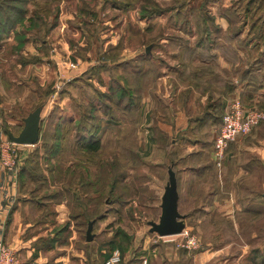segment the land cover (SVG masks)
<instances>
[{
  "label": "rangeland",
  "instance_id": "rangeland-1",
  "mask_svg": "<svg viewBox=\"0 0 264 264\" xmlns=\"http://www.w3.org/2000/svg\"><path fill=\"white\" fill-rule=\"evenodd\" d=\"M4 1L0 4L9 8L0 11V142H9L7 134L16 136L23 119L42 108L38 143L17 147L24 151L20 166L27 170L19 184L20 202L32 203L24 215L36 225L29 232H39L44 240L57 234L37 264H91L92 259L103 264L115 252L120 264H163L177 249L219 247L220 236L229 234L227 223L215 211L205 219L211 196L188 183L178 205L187 235L160 238L149 233L148 223L158 222L168 177L155 169L162 160L157 146L146 145L140 135L130 137L120 112L127 98H119L122 93L141 99L155 95L153 86L163 89L161 76L176 69L181 57L191 59L187 52L194 47L189 46L202 40L220 46L225 59L234 60L239 52V67L230 69L228 78L251 71L248 85L258 94L246 92L239 100L264 114V0ZM194 56L213 58L206 51ZM108 112L121 124L112 126ZM83 125L89 130L82 131ZM81 135L99 138L100 149L86 151L87 141L76 143ZM256 136L264 137V120L238 139ZM132 144L135 163L126 150ZM212 178L196 183L203 187ZM59 201L65 216L57 213ZM89 219L95 221L94 238L86 243ZM40 221L48 223L46 230ZM213 236L217 242L206 243ZM187 238L195 245L184 247ZM263 259L264 248L249 250L240 263L263 264ZM20 262L29 264L21 257Z\"/></svg>",
  "mask_w": 264,
  "mask_h": 264
},
{
  "label": "crops",
  "instance_id": "crops-1",
  "mask_svg": "<svg viewBox=\"0 0 264 264\" xmlns=\"http://www.w3.org/2000/svg\"><path fill=\"white\" fill-rule=\"evenodd\" d=\"M209 54L213 57L209 60L197 56L189 60L181 57L176 69L161 76L163 89L158 88L157 91L153 86L155 95L142 97L137 138L140 135L146 145L157 146L162 154L161 163L157 166L170 164L166 153L158 146L157 134H161L172 148L170 153H173L172 163L178 181L179 208L181 190L188 183L199 194L211 196L204 208L205 219L215 211L227 223L229 234L220 236L219 247H206L198 252L177 249L162 258L163 264H241L242 259L246 261L249 250L264 248V137L235 140L228 146L221 167L215 165L211 150L221 117L231 99H241L244 83H239V76L228 78L229 70L235 67L237 71L240 61L230 63L213 48ZM243 72L241 70V76ZM159 78L157 75L155 81ZM147 149L146 146L144 150ZM16 150L21 161L23 150ZM20 167L7 170L0 163V224L4 243L16 253L19 261L21 257L29 264H37L44 258V253L36 251L33 244L44 236L39 232H29L36 225L29 223L24 215L25 209L33 207L32 203L20 202ZM214 175L215 181L206 186L197 184L210 176L213 179ZM63 204L55 206L60 217L66 215ZM39 223L46 230L48 223ZM217 240L213 236L206 243Z\"/></svg>",
  "mask_w": 264,
  "mask_h": 264
},
{
  "label": "trees",
  "instance_id": "trees-1",
  "mask_svg": "<svg viewBox=\"0 0 264 264\" xmlns=\"http://www.w3.org/2000/svg\"><path fill=\"white\" fill-rule=\"evenodd\" d=\"M17 2H19L18 0H16ZM17 2H15V3H17ZM5 3H8L7 2V0H5L4 1V4ZM14 7L15 6H12L10 9H12V10H14ZM4 8H9L8 6H5V5H1L0 4V11H2V9H4ZM232 38H234V39H232ZM232 38H231V40L232 41H234L235 40V36H233L232 35ZM211 45V46H210ZM214 44H208L207 42H206V44H205V42H202V40H199V42L198 43H196V47H194L193 49H190L191 51H188L187 53H190L189 55H190V57L191 58H194V57H196V56H194V53H197L198 51H196V49H197V47H199L200 46V48H199V53H200V51H206V52H209V50L211 49V48H213L214 49V51H219L220 50V46H218V47H216V46H213ZM211 47V48H210ZM186 50H188V49H186ZM198 50V49H197ZM237 52V51H236ZM202 54V53H201ZM234 57V56H233ZM226 60L228 61V62H230V63H233V64H235V63H237V62H239L240 61V58H239V56H238V53H236L235 54V57H234V60L232 59V58H226ZM253 65H250V68L252 67ZM251 71H249V70H247V71H244L243 73H242V76L240 75V77H243V78H239V80H240V82L239 83H244V93L242 92V95L240 96L241 97V99H243V98H245V94H246V92H247V95H250V96H253L254 94L253 93H257L256 91H253V89H251L253 86L252 85H248V84H251V82H250V77H252L253 75L250 73ZM252 75V76H251ZM260 86H262V85H260ZM247 90H246V89ZM259 89L261 90L262 88L261 87H259ZM248 90H251V91H248ZM127 91L129 92V90L127 89ZM125 98V100H126V98H127V102L124 104V106L120 109V112H121V114H122V117H124L125 119H124V125H125V127H129L130 128V130H128V131H131L130 132V137H132V138H134V140H136V138H137V129H138V127L140 126V121H141V116H140V114L138 113V110H140V101H141V97L140 98H136V97H131V95L130 96H128L127 95V93H122V96L119 98V99H124ZM249 98V97H248ZM240 99V100H241ZM241 102V101H240ZM119 104V103H118ZM242 104V103H241ZM242 106L244 107V108H246L245 106H244V104H242ZM109 111V110H108ZM108 118H109V123L110 124H112V126L115 124H118V125H120L121 124V121L119 120L118 121V118L117 117H115L113 114H110L109 112H108ZM81 130L82 131H86V130H89L87 127H85L84 125L83 126H81ZM92 130H95V129H92ZM96 130H100V126H96ZM21 131V130H20ZM20 131L18 132V134L20 133ZM40 132H41V128H40ZM9 134V133H8ZM8 134H7V136H8ZM11 134H13V133H11ZM17 134V135H18ZM14 135V134H13ZM157 139H158V144H160L159 146L161 147V149L162 150H164V152L166 153V155H167V158L170 160V164H163V165H158V166H156V168L155 169H159V170H161L162 172H165L166 173V175H167V171H168V169H171L173 172H174V174H175V177H176V169H175V167H174V165H173V161H172V155H173V153H170L171 152V150H172V148H171V146H170V144H168L167 142H166V140H163V137L161 136V134H157ZM55 140L57 141V139L55 138ZM100 139L98 138V139H95L94 137H91V138H87L86 136H83V135H81V136H77V138H76V143L78 144V145H80V143H79V141H87V143H85L84 144V148H85V150L86 151H92V152H97L99 149H100V146H101V144H100V141H99ZM231 144V143H230ZM229 144V145H230ZM45 146V148H46V143L44 144ZM57 143L56 144H52L51 145V150L53 149V151H54V153L52 154V155H54L55 154V152H56V150H57ZM127 152H128V156H130V159H129V161L132 163V162H136V161H138V156L136 155V152H135V150H136V146L134 147L133 146V144L132 145H129L128 147H127ZM52 151V152H53ZM130 151V152H129ZM170 153V154H169ZM172 163V164H171ZM25 176H27V170H26V167L25 166H21L20 168H19V178H18V180H19V182H18V185L20 184V182H23V178L25 177ZM176 180H177V177H176ZM177 189H178V181H177ZM63 201H59L58 203H57V205L58 204H60V203H62ZM90 221H94V220H92V219H89V220H87L86 221V226H87V224H88V222H90ZM95 222V221H94ZM54 235H55V237L56 238H50V239H43V238H40V239H38L34 244H33V247H34V249L36 250V251H48V250H50L52 247L51 246H53L54 245V243L57 241V234L56 233H54ZM39 245H42V247L40 248L39 247ZM89 244H87V245H85L86 247L88 246ZM85 246H83V247H85ZM255 259V258H254ZM258 259V258H257ZM257 259H255V260H257ZM264 260V259H263ZM137 263V262H136ZM91 264H96V262H95V259H92V262H91ZM263 264H264V261H263Z\"/></svg>",
  "mask_w": 264,
  "mask_h": 264
},
{
  "label": "built area",
  "instance_id": "built-area-1",
  "mask_svg": "<svg viewBox=\"0 0 264 264\" xmlns=\"http://www.w3.org/2000/svg\"><path fill=\"white\" fill-rule=\"evenodd\" d=\"M264 120V114L255 109L244 108L239 100L232 101L221 117V125L213 142V160L220 168L224 161L226 151L230 143L240 137H245ZM13 143L5 142L0 144V163L7 170H16L20 167V159ZM2 226L0 224V264H23L19 261L14 251L6 246L3 241ZM182 235H187L186 232ZM186 246L195 245L193 238H187ZM119 254L115 252L109 260L103 264H120ZM142 264H146L143 261Z\"/></svg>",
  "mask_w": 264,
  "mask_h": 264
},
{
  "label": "water",
  "instance_id": "water-1",
  "mask_svg": "<svg viewBox=\"0 0 264 264\" xmlns=\"http://www.w3.org/2000/svg\"><path fill=\"white\" fill-rule=\"evenodd\" d=\"M150 47H147L145 53L148 54ZM42 108L38 107L29 113L23 119V127L16 136L9 133L8 139L17 146H34L38 143L40 135V120ZM167 183L160 202V216L158 222H149V233L155 234L160 238L178 236L184 231L185 216L178 212L179 195L177 191V180L171 169L167 171ZM94 221L87 224L85 232V242H92L94 236L91 234Z\"/></svg>",
  "mask_w": 264,
  "mask_h": 264
}]
</instances>
